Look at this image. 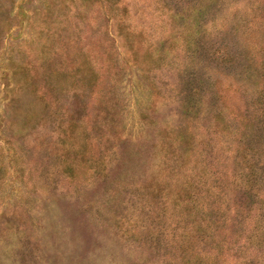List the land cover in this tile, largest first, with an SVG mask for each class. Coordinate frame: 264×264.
Here are the masks:
<instances>
[{"label":"rangeland","instance_id":"obj_1","mask_svg":"<svg viewBox=\"0 0 264 264\" xmlns=\"http://www.w3.org/2000/svg\"><path fill=\"white\" fill-rule=\"evenodd\" d=\"M0 264H264V0H0Z\"/></svg>","mask_w":264,"mask_h":264}]
</instances>
